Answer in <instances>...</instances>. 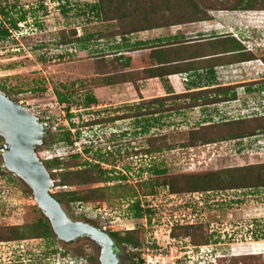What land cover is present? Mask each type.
<instances>
[{
    "label": "rangeland",
    "instance_id": "1",
    "mask_svg": "<svg viewBox=\"0 0 264 264\" xmlns=\"http://www.w3.org/2000/svg\"><path fill=\"white\" fill-rule=\"evenodd\" d=\"M219 1L216 4V1H211L209 8H203L204 12L207 9L209 19L178 26L199 27L198 24H201L205 28H217L228 32V39L238 37L236 33L229 32L234 30L230 27L234 22L247 26V29L243 28L244 33L254 31L257 34L253 32V40L246 44L261 61L255 64L261 65L260 69L264 71V50H254L259 44H264V10L215 11L217 7H223L226 0H221L222 3ZM96 2L0 0V10L6 7L8 11V21L0 14V27L11 30L9 36L0 38V89L4 87L8 92L2 89L5 93L47 124L46 144L38 149V153L46 164V151L60 149L54 157L60 156L66 162L67 156L79 151L83 153L87 149V154H81V161H87L91 166L99 164L108 173L97 184L61 186L58 176L61 170L48 168L59 184L51 193L106 188L105 200L80 208L85 214L76 212L75 215L70 205L62 206L71 221L91 223L121 235L128 230L139 229L145 247L140 254L146 250L168 251L174 261L179 260L178 264H219L218 259L222 258L225 259L222 264H229L232 256L249 254L261 255L264 260V188L172 195L167 188L158 187L152 196H144L142 192L150 190L148 183L156 177L152 174L154 169H164L166 175H175L264 165V135L256 137L254 142L244 138L185 147L183 145L188 142L189 131L197 130L203 122H214L216 113L210 112L209 119L202 112L198 113L201 110L176 111L175 103L179 101L171 99L163 103L155 102L151 98L153 93L147 94L145 91L143 93L148 98L143 100L131 83L106 87L105 77L100 75L96 67L97 57L110 59L113 51L124 48L125 44L132 48L139 41L146 42L150 36H156L155 32L162 34L165 31L153 29L150 30V36L148 32H143L141 35L100 39L97 35L115 32L120 30V26L115 21L107 23L98 20L89 8ZM23 14L24 18L18 22L17 28H11L9 22ZM223 23L227 24V29ZM71 30H75L77 36L84 40L61 45L60 32L69 33ZM90 35H93V39L88 38ZM194 36L196 41H201L198 32L189 28L186 37L190 43ZM222 42L225 41L221 38L220 42L210 46L221 49L224 46ZM201 44L203 46L200 49L209 46L208 43ZM198 48H188V53L203 51ZM131 57L137 56L133 54ZM255 64L247 67L253 66L255 69ZM233 71L239 73L237 69ZM142 82L138 83L140 89L153 92L152 82ZM257 95L255 99L261 100ZM90 96L97 102L83 108ZM59 99H66L67 103L57 104ZM158 109L164 111L153 114ZM144 112L147 115L121 118ZM244 112L257 113L251 110ZM240 113L234 116L246 117ZM105 119L110 121L93 124ZM67 130H70L74 140L78 137L72 149L67 148L64 142H59ZM150 139L157 140L155 148L158 151L147 152ZM73 149L76 152L72 153ZM125 183L131 187L130 192L117 186ZM143 183L145 187L137 186ZM136 200L144 210L143 217L139 219L134 218L131 209ZM39 216L41 214L25 186L8 173L0 175V228L26 227ZM190 223L205 226L211 238L209 245L194 246L189 238H170L173 225ZM128 249L123 245L117 246L120 257L130 264L126 258ZM89 251L93 253L94 263L97 264L96 247L89 241L79 239L72 246H65L52 234L43 239L0 242V264H81L82 261L76 262L74 256ZM174 261L171 260L172 263Z\"/></svg>",
    "mask_w": 264,
    "mask_h": 264
},
{
    "label": "trees",
    "instance_id": "2",
    "mask_svg": "<svg viewBox=\"0 0 264 264\" xmlns=\"http://www.w3.org/2000/svg\"><path fill=\"white\" fill-rule=\"evenodd\" d=\"M211 1H216L214 4L217 3V0H97V2L93 3V5H91L89 8L95 14L96 18L101 22L108 23L115 21L120 26V30L115 32L111 31L109 33L97 35V37L100 39H111L115 38L116 36L122 37L149 32L153 29H163V31H168L169 28L174 26L189 25L209 19L210 15H207V9L206 12H204L203 8H209ZM219 2L222 3L223 1L220 0ZM223 3H225L223 4V7H217L218 9L215 11L234 12L238 11V9H241V11L264 10V0H226ZM211 11L213 10H210V12ZM7 13L8 11L6 10V7L0 10V14L5 20L8 21ZM24 15L25 14L19 16L17 20L13 19L10 21L9 24L11 28L16 29L18 22L23 20ZM258 28L262 29L260 27ZM10 31L11 30L9 28L6 29L4 26L0 27V38L9 36ZM88 38L93 39V35H90ZM220 39H217L216 43L220 42ZM237 39L222 38V41L225 42H222L224 46L219 49V52L222 54L232 55L231 57H226L229 58V60L225 63L232 64V62L241 63L250 60H260L258 57H256L255 53L246 51V48ZM83 40L84 39L77 36L75 30H71L69 33H65L64 31L60 32L61 45L80 43ZM153 42L154 41L150 40H146V42L139 41L134 47L129 48L130 54L128 53L127 56H121L115 53L110 59H107L106 57H97L96 67L98 68L100 75L103 76V78L105 77V86L131 83L138 89V83L143 78H162L176 72V68H165L162 67V65H164V63L170 60L172 57V54L170 55L169 50L176 49L173 47L184 43V41H171L167 42L165 45H155ZM124 47L128 48L126 44ZM188 48L191 50L193 47ZM135 53L137 57L132 59L131 56ZM203 53L205 52L197 51L194 54L191 53V60H194V58ZM165 54H167V56ZM182 54L183 52H181V55ZM216 54L217 53H212L208 55L215 56ZM208 55H203L202 57ZM233 57L235 60L231 59ZM219 60L223 61L224 58L221 57ZM262 60L264 62V57H262ZM213 61L215 62L216 59ZM189 67H191V64L186 66V70H188ZM142 72H144V76H140V73ZM2 89L6 91L4 87H2ZM185 97L186 95H178L155 99V102L163 103L166 100ZM64 102L67 103V100L59 99L57 104H62ZM96 102L97 100L90 96L86 99V104L83 105V108L91 107ZM208 102L213 103V100L209 99ZM186 108H188L186 105H177L175 110L179 111ZM67 110L69 111V109ZM162 111L164 110L158 109L155 110L153 114L161 113ZM143 115H147V112H144V114H132L121 118H134ZM107 121L109 122L110 119H105L104 121L95 122L93 124L105 123ZM259 133H264V115L202 125L197 130L189 131L188 142L183 146L192 147L198 143L207 144L216 141L239 140L253 137ZM77 139L74 140L70 130H67L64 133V137H62L59 142L62 141L66 144V146H72ZM156 141L157 140L155 139L149 140L150 148L147 152L159 150L155 148ZM163 145L166 146L164 142ZM166 148L170 150V147L166 146ZM83 153L87 154L88 150L84 149ZM83 153L79 151V153L67 156L68 161L66 162L64 159L60 158H53L49 161H46L48 168L53 170H61L58 173L61 186H84L97 184L102 182L103 176L105 174H108L107 171L103 170L99 164L91 166L89 163H87V161H81V154ZM74 168L76 170H73ZM5 174L6 173L0 168V175ZM152 174H154L156 177L151 179L148 183L150 190L148 192L142 191L144 196L155 195L157 192L156 189L158 190V187L167 188L168 192L172 195L224 192L240 189L258 190L264 188V165L261 164H253L223 170L217 169L211 172L199 174L180 173L175 175H166L164 169H154L152 170ZM117 186L122 190L125 189V191L130 192L131 187H128L126 183ZM137 186L142 188L145 187L146 184L143 183ZM105 190L106 188L97 187L86 191L59 192L57 194H52V196L60 204L70 205V208L73 210L74 214L77 215L76 212H81L80 208L83 205L93 204L94 202L97 203L105 200ZM131 209L133 210L135 219L143 217L144 210L140 208V203L138 200L133 203ZM138 230L139 229L128 230L124 235H121L118 232L109 233L118 245H123L126 248H129L126 258L130 264H143L140 260L139 254L145 247L142 244L143 242L141 241ZM169 235L172 239L189 238L194 246L209 245L211 240L210 235H208L205 231V226L203 224L197 223L173 225L170 229ZM51 236L52 233L47 223L41 218V216H39L33 224L26 227L7 226L0 228V242L5 243L27 239H43ZM222 259H218L219 264H222V262L225 260L224 258ZM74 260L76 262L82 261L80 262L81 264H95V258L91 251H89V253H83L78 257L74 256ZM229 264H264V260L262 259L261 255L249 254L232 256L229 260Z\"/></svg>",
    "mask_w": 264,
    "mask_h": 264
},
{
    "label": "crops",
    "instance_id": "3",
    "mask_svg": "<svg viewBox=\"0 0 264 264\" xmlns=\"http://www.w3.org/2000/svg\"><path fill=\"white\" fill-rule=\"evenodd\" d=\"M223 24L226 25L227 29V24ZM198 25L199 27L174 26L168 31L162 32V34L155 32L156 36L152 37L149 34L152 33V31L148 32L150 36L149 40L154 41L153 44L155 45H165L167 42H180L181 40L184 41V43L178 44L173 47L176 49L169 50L170 55L172 54V57L170 58V60L166 61L164 65H162V67L165 68L174 67L176 68V72L162 78H143L141 80L143 82L144 80L152 82L151 88L153 89V92L148 91L147 89L142 90L140 89V87H138L136 91L139 96L144 98L143 100H147L148 97L144 95V91L147 92V94L153 93V95L151 96L153 100L178 95H186L185 98H175L176 101H179L175 104L186 105V107H188L179 111L201 110L198 111V113L202 112L206 117H209L210 112L212 114L216 113L217 115L215 118H213L214 122H203L202 124H199V126L222 121L237 120L240 117H235L234 115L240 112V115H245L246 117L264 115V71L260 69L261 65L255 64L258 63V61H261L251 60V62H232V64L226 65L225 62H228L229 60V58L226 57L230 56L231 54H222L219 52V49L216 46L210 45L216 43L217 39L227 38L229 35L228 32L217 28H205L202 27L201 24ZM235 25L236 28H233ZM230 27L234 29L233 31H229L230 34L236 33L238 37L242 38V40H240V38H238L237 36L232 38H238L237 40L242 43V45L246 48V51L252 52L253 49L249 48L246 43H249L251 40H253L251 35L254 31L251 33H244L243 28L247 29V26H243L242 24L239 25V23L235 24V22L233 23V25H230ZM189 28H192L195 32H198V35L202 37L201 41H196V36H194V39L191 41V43L189 42L190 40H188V38L186 37L189 33ZM141 34L142 33H139V35ZM254 34H257V32H254ZM184 39H187V41H185ZM201 43L209 44V46L205 45V47L202 48L203 51H205L203 55L212 53L217 54L215 56L208 55L204 57H200L198 55V57L194 58V60H191L192 56L190 55L191 53H188L187 46H189L190 48L193 46H199V48H201L203 46ZM186 47L187 49L184 50V48ZM259 48H262V50H264V44H259L258 48H255L254 50L260 52L261 50ZM129 50V48L125 47L122 49H117L113 51L112 55L116 53L117 55L127 56ZM181 52H183L182 55ZM165 55L167 56V54ZM221 57L224 58L223 61L219 60V58ZM215 59L216 61L214 62L213 60ZM252 63L256 65L255 69L253 68V66L247 67ZM188 64H191V67L186 70V66ZM235 69L239 71L238 74H235V71H233ZM140 76H144V72L140 73ZM117 85L106 87H116ZM256 94H259L257 96L258 99L260 98L261 100L255 99ZM209 99H212L213 103L208 102ZM250 110L257 113L245 114L244 111ZM210 118L211 117H209V119Z\"/></svg>",
    "mask_w": 264,
    "mask_h": 264
},
{
    "label": "water",
    "instance_id": "4",
    "mask_svg": "<svg viewBox=\"0 0 264 264\" xmlns=\"http://www.w3.org/2000/svg\"><path fill=\"white\" fill-rule=\"evenodd\" d=\"M47 124L0 89V158L4 171L30 192L38 212L62 245L86 239L96 247L98 264H127L120 257L110 232L91 223L71 221L52 196L59 184L38 149L45 144Z\"/></svg>",
    "mask_w": 264,
    "mask_h": 264
},
{
    "label": "built area",
    "instance_id": "5",
    "mask_svg": "<svg viewBox=\"0 0 264 264\" xmlns=\"http://www.w3.org/2000/svg\"><path fill=\"white\" fill-rule=\"evenodd\" d=\"M77 142V141H76ZM76 142L74 144H76ZM72 152H76L74 149ZM45 158H52V154L49 151H46ZM54 156V155H53ZM140 260L143 264H178L179 260L174 261V259L171 257V255L168 253V251H160L159 250H146L140 254ZM171 260L174 261V263L171 262Z\"/></svg>",
    "mask_w": 264,
    "mask_h": 264
},
{
    "label": "clouds",
    "instance_id": "6",
    "mask_svg": "<svg viewBox=\"0 0 264 264\" xmlns=\"http://www.w3.org/2000/svg\"><path fill=\"white\" fill-rule=\"evenodd\" d=\"M74 145V144H73ZM73 145L72 146H67V148L69 149H72L73 148ZM59 150L60 149H55L54 151H49L50 153H52L53 155L55 154V152L57 151V153H59ZM74 153V152H72ZM42 156V155H41ZM43 158V157H42ZM45 158V157H44ZM53 158H61L60 156H53L52 158H45L46 161H49L50 159H53ZM62 159V158H61ZM0 168L4 171L3 167H2V164H0ZM5 172V171H4ZM6 173V172H5Z\"/></svg>",
    "mask_w": 264,
    "mask_h": 264
},
{
    "label": "flooded vegetation",
    "instance_id": "7",
    "mask_svg": "<svg viewBox=\"0 0 264 264\" xmlns=\"http://www.w3.org/2000/svg\"><path fill=\"white\" fill-rule=\"evenodd\" d=\"M260 135H264V133H259V134H256L255 136H253V137H249V139H250V141L251 142H254V140H255V138L256 137H258V136H260ZM249 190H254V189H249ZM88 241V240H87ZM76 242V241H75ZM75 242H72L71 244H69V245H67V246H72Z\"/></svg>",
    "mask_w": 264,
    "mask_h": 264
}]
</instances>
